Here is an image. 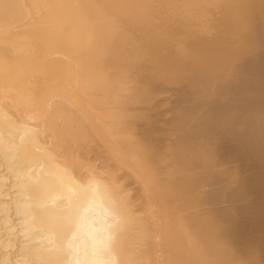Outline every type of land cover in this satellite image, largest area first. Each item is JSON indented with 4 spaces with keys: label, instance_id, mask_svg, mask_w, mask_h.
<instances>
[{
    "label": "bare ground",
    "instance_id": "1",
    "mask_svg": "<svg viewBox=\"0 0 264 264\" xmlns=\"http://www.w3.org/2000/svg\"><path fill=\"white\" fill-rule=\"evenodd\" d=\"M264 264V0H0V264Z\"/></svg>",
    "mask_w": 264,
    "mask_h": 264
},
{
    "label": "clouds",
    "instance_id": "2",
    "mask_svg": "<svg viewBox=\"0 0 264 264\" xmlns=\"http://www.w3.org/2000/svg\"><path fill=\"white\" fill-rule=\"evenodd\" d=\"M85 264H119L110 235L85 238Z\"/></svg>",
    "mask_w": 264,
    "mask_h": 264
}]
</instances>
